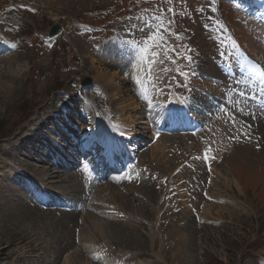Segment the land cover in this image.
<instances>
[{
	"label": "rangeland",
	"instance_id": "374dc122",
	"mask_svg": "<svg viewBox=\"0 0 264 264\" xmlns=\"http://www.w3.org/2000/svg\"><path fill=\"white\" fill-rule=\"evenodd\" d=\"M5 1L8 0H0L3 18L0 19V34L9 35L18 47L10 56L0 59V139L6 138L0 141V264L264 262V118L253 108V103L239 97L234 103L236 114L252 129L240 125L230 136L222 133L218 137L222 146L230 147L226 152L221 148L224 166L228 170L218 163L219 174L217 172L216 178H212L211 184H207V173L200 160V150L205 146L200 136L204 134L184 139L163 136L158 141L159 135L151 149L142 153L140 164L148 166L152 176H167L171 181L173 187L164 208L159 201L163 190L159 181H153L151 177L137 180L134 184H141L139 186L129 185L128 188L122 185L119 188L109 185L105 189L106 184L95 190L97 198L102 197L107 205L101 213L109 205H114L125 216L120 220L106 219L92 205L77 214L36 212L32 207H37L27 198L29 194L21 186L22 182L32 178L38 187L43 185L47 190H60L64 194L84 198L81 203L85 201L90 189L85 174L79 181L81 176H76L77 169L67 173L56 170L51 165V156L47 154L48 144L43 139L51 140V145L72 144L67 135H63L64 142L61 141L58 135L62 132L61 126L55 129L53 124L49 129L48 125L41 124L42 130L47 133L37 132L40 140L29 137L32 127L40 125V117L47 118L49 112L57 113L58 105L65 104L69 108L70 103L67 102H71L74 108H78L89 101L92 110L100 116L106 111L113 120H118L121 114L132 120L133 125L128 126L129 133L135 132L144 140L154 139L155 123L150 121L153 114L147 116L149 111L155 112L153 101L164 99L166 86L181 90L182 81L173 86L169 79L174 74L172 69L176 65L173 66L171 61L174 63L175 58L168 47L154 49L159 55L156 63L149 66L148 98L142 103L136 102L131 94L130 68L120 62L123 57L119 53L117 57H112L116 50L106 37L119 29V35L123 37L144 35L145 20L140 12L156 4L162 15L181 18L176 25L164 26L171 31L182 29L178 28L180 25L189 30V38L201 53L203 68L216 75L219 43L212 31V17L208 10L219 2L164 0L163 5H158L162 0L150 4L145 0H12L17 9L6 12L2 11ZM138 1L139 4L135 3ZM22 4L29 5L32 12L24 10ZM169 8L173 11L169 12ZM220 11L239 42L264 61V30H261V24L227 0L220 2ZM76 21L96 25L102 32L79 31ZM13 24L19 25V28L13 29ZM54 24L62 28L65 25L68 34L62 29L55 39L43 42L41 36L47 34ZM175 44L174 47L180 49V41L175 40ZM91 59L101 60L102 66H99L115 74V80L103 85L102 79L96 78L100 67L98 63L91 65ZM83 77L90 78L92 85L80 87ZM187 78L192 84H198L194 75L189 74ZM205 83V87L214 88L219 93L220 86ZM96 85L101 91L95 90ZM61 91L64 93L59 94ZM238 91L241 89L238 88ZM128 104L132 105L128 107ZM74 115L68 114L70 123L74 122ZM232 118L230 114L229 119ZM59 119L62 120L61 117ZM229 119L225 123H214L210 132H205V135L208 134L205 139L212 140L218 131L229 130L226 126ZM73 124L72 128L68 126L71 128L69 132L78 127L84 128L77 122ZM252 130L256 135L254 142L227 138L240 133L251 137ZM66 151L61 149L58 153ZM177 166H182L181 170L172 174ZM13 172L17 181L16 178L11 179ZM205 191L212 201L204 197ZM22 205L28 207L27 211H21L24 214L19 210L14 212L18 207L22 209ZM197 216L201 218V223ZM100 243L108 244L111 252L99 262L94 252Z\"/></svg>",
	"mask_w": 264,
	"mask_h": 264
},
{
	"label": "snow or ice",
	"instance_id": "6c2138e0",
	"mask_svg": "<svg viewBox=\"0 0 264 264\" xmlns=\"http://www.w3.org/2000/svg\"><path fill=\"white\" fill-rule=\"evenodd\" d=\"M169 12H172L173 10L171 8L168 9ZM153 19L158 20V23L156 24L155 28L151 27V24L148 22H145L144 27L150 28L151 31L149 32V35L147 36L146 40L143 42V47L139 49L140 52V59L142 63L148 64V65H154L156 63V57L159 55V53L155 52L154 49L164 47L166 48V41L164 39V34L167 32L169 34L175 35L177 40H182V37H179L177 34L171 33V29L169 27H165L162 22V16L161 17H154ZM172 22L169 21L168 24L170 25ZM235 48V46L233 45ZM171 51V50H169ZM190 51V49H189ZM151 53V55H145V53ZM187 61L191 62V57L186 56L184 57ZM146 75L151 74V67L147 68L145 70ZM241 96H244L243 93H241ZM243 135H247V133H242ZM112 150H118L119 145L113 144L111 145ZM205 161L209 159V156L207 153H205L204 157Z\"/></svg>",
	"mask_w": 264,
	"mask_h": 264
},
{
	"label": "bare ground",
	"instance_id": "6f19581e",
	"mask_svg": "<svg viewBox=\"0 0 264 264\" xmlns=\"http://www.w3.org/2000/svg\"><path fill=\"white\" fill-rule=\"evenodd\" d=\"M49 1H53V0H49ZM79 1V0H78ZM24 3V2H23ZM56 3V2H55ZM106 58V57H105ZM93 60V61H92ZM104 61V60H103ZM95 63H98V67H100L98 70H97V75H96V78H100V79H102V84L104 85V84H107L108 82L109 83H112L115 79V74H110V73H108V71H106V69H104V68H102L101 66H102V64H100L101 63V60H100V62H97V61H95L94 59H91V65H94ZM106 64V63H105ZM99 65H101V66H99ZM112 65V64H111ZM94 68H96V67H94ZM102 68V69H101ZM97 69V68H96ZM111 69V68H110ZM105 70V71H104ZM121 70H122V68H121ZM128 79V78H127ZM122 80V79H121ZM100 83V82H99ZM120 86V85H119ZM104 87V86H103ZM120 88V87H119ZM122 88V87H121ZM128 90V89H127ZM116 91V90H115ZM120 91H122V90H120ZM124 92H126V91H124ZM123 92V93H124ZM122 93V92H121ZM154 94V93H153ZM119 97V96H118ZM117 97V98H118ZM134 104V103H133ZM132 104H128V107H130ZM128 107H124V108H128ZM124 108H122L123 110H125ZM121 109V110H122ZM129 110V109H128ZM132 110H134V109H132ZM61 111V110H60ZM123 112V111H122ZM129 112V111H128ZM127 113V112H126ZM124 114V113H123ZM128 114V113H127ZM65 117V116H64ZM128 117V116H127ZM49 120H53V117L52 116H49V118H48ZM118 119L120 120V124L119 125H121V126H123V128L121 127V126H119V130L120 131H122V132H125V133H127V134H130L128 131H129V128H128V126H132L133 125V121L132 120H129V119H127L126 117H124V116H122V114L121 115H119V117H118ZM43 125V124H42ZM42 125L40 124L39 126L40 127H42ZM36 132H38V130H37V128H35V127H32V130L30 131V138L31 139H34V138H39L40 139V137L39 136H37V134H35ZM61 139V138H60ZM50 157V156H49ZM53 171V170H52ZM46 174H48L47 172H45ZM44 172L42 173V174H45ZM52 174V173H51ZM218 174H219V172H218ZM42 176V175H41ZM47 176H50V175H47ZM14 177V176H13ZM55 177V176H54ZM51 178V177H50ZM53 179V178H52ZM44 185H45V183H44ZM15 192V191H14ZM6 193V192H5ZM14 195V194H13ZM13 195H10V196H13ZM3 197V196H2ZM14 197V196H13ZM19 197V196H18ZM21 197V196H20ZM23 197V196H22ZM21 197V198H22ZM20 198V199H21ZM16 199V198H15ZM25 199V198H24ZM11 200H13V199H11ZM14 201V200H13ZM21 201H23V200H20V202ZM25 201H23V203H24ZM28 202V201H27ZM27 204V203H26ZM14 206V205H13ZM27 206V205H26ZM25 205H22V209H20L19 207H18V209H15L14 210V212L16 211V210H19L20 211V213H23V212H21L22 210H28V207H26ZM10 207H12V205L10 206ZM29 207H30V205H29ZM32 207V206H31ZM34 208V210L37 212H39V213H41L40 212V210H38L37 208H35V207H32V209ZM7 209V208H6ZM10 210V209H9ZM11 210H12V208H11ZM35 211H33V214H34V212ZM8 212V211H7ZM38 213V214H39ZM24 214V213H23ZM26 214V213H25ZM29 214H30V212H29ZM37 214V215H38ZM1 215V214H0ZM22 215V214H21ZM35 215V214H34ZM36 215V216H37ZM28 217V216H27ZM29 218H30V216H29ZM13 220V219H12ZM19 220V219H18ZM20 221V220H19ZM21 221H23V220H21Z\"/></svg>",
	"mask_w": 264,
	"mask_h": 264
},
{
	"label": "water",
	"instance_id": "95a60500",
	"mask_svg": "<svg viewBox=\"0 0 264 264\" xmlns=\"http://www.w3.org/2000/svg\"><path fill=\"white\" fill-rule=\"evenodd\" d=\"M51 32H52V33H55V32H56V28H53ZM84 82H85V83H89V80L86 79Z\"/></svg>",
	"mask_w": 264,
	"mask_h": 264
}]
</instances>
